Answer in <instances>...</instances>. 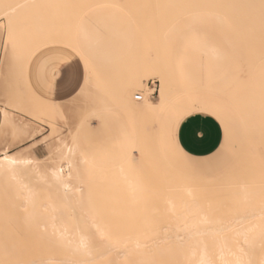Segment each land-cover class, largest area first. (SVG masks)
<instances>
[{"label": "rangeland", "instance_id": "obj_1", "mask_svg": "<svg viewBox=\"0 0 264 264\" xmlns=\"http://www.w3.org/2000/svg\"><path fill=\"white\" fill-rule=\"evenodd\" d=\"M3 1L11 4L15 0ZM62 1L54 0V4H49L51 10L48 12L47 8L46 17L36 15L37 5L32 10L35 14L18 12L13 16L12 28L5 17L0 19V111L3 113L0 157L5 152L30 151L44 171L63 164L60 157L65 154L66 159L74 160L75 165L70 170L80 178L76 185L81 189L71 205L55 201L54 191L40 185L39 211L50 214L54 204L62 212L66 221L63 224L72 225L68 229L70 236L65 240L84 239L73 235L75 227L80 226V232L88 234L89 241L98 248L120 246L109 252L104 261L99 258L93 264H110L113 256L120 264L126 261L134 264L138 262L136 255L140 249L150 254L176 240L173 237L162 243L159 240L162 237L172 234L186 239L187 235L181 231L177 233L174 226L189 224L192 216L197 215L187 214L186 206L187 209L195 207L201 212L202 221L195 219V224L190 223L188 229L193 226L195 229L191 231L200 229L201 240H208L209 247L225 239L234 248L240 245L244 249L241 255L248 264H264V0H242L240 3L241 0H201L202 4H209L204 9L207 16L200 26L197 25V31L191 33L199 34V42L205 35L203 39H210L221 47L230 68L218 81L199 86L186 83L177 68L176 58L184 55L182 47L203 48L199 42H190L188 21L176 15L180 0L177 4L176 0H128L122 8L97 2L90 8L89 0H80L87 7L76 3L77 0ZM185 1H181L182 5ZM223 1L230 3L227 13L215 19L214 10ZM70 2L72 7L78 5L80 12L85 7L90 8L83 19H76L80 12L75 7L77 13L72 10ZM0 3L3 7L9 5L2 0ZM107 13L111 14L104 17ZM42 25L48 27L46 35L38 30ZM83 26L91 31L88 36L80 34ZM113 31L120 35L114 36ZM125 32L131 39H122ZM49 34L56 38L54 43ZM105 37L109 55L103 66L100 57ZM92 42H99V45L93 46ZM60 47L67 48V52L59 66L80 57L86 67L82 96L67 109L56 108L43 97L38 77L41 70H33L38 59L42 57L44 61L46 57H53ZM213 56L219 59L222 53L214 52ZM145 63L158 65L157 71L163 79L149 75L148 78L144 76L141 83L138 76ZM55 74L53 69L52 76ZM134 85L138 87L131 97L133 104L142 102H136L135 95L144 96V91L151 94L157 86L159 96L165 92L169 97V105L162 112L151 110V113L141 112L140 107H119L116 100L120 91ZM109 97L116 100L108 101ZM158 100L150 99L153 103ZM196 112L215 115L225 131L221 149L204 160L187 158L175 140L179 123ZM94 122L96 127H93ZM26 168L29 171L26 179L37 176L31 172L33 164ZM14 187L10 178L0 174V229L12 236L10 240L33 241L24 222L29 206L22 207L24 201L16 196ZM204 218L207 221H203ZM149 225H154L153 229L161 227L155 239L147 237L149 230L152 231ZM167 226L171 227L166 231ZM246 228H251L248 235L261 228L263 233L251 239V244H245L239 232ZM213 229L223 230L216 235L207 234ZM138 241L141 247L133 248ZM154 242L161 245L156 249ZM30 254L28 249V258ZM162 255L156 256L159 264L166 261L172 264L173 255H167L169 258ZM220 256L219 248H215L211 253L212 262L220 264ZM64 258L68 255L59 253L54 262L62 264ZM230 258L236 257L230 255Z\"/></svg>", "mask_w": 264, "mask_h": 264}, {"label": "bare ground", "instance_id": "obj_2", "mask_svg": "<svg viewBox=\"0 0 264 264\" xmlns=\"http://www.w3.org/2000/svg\"><path fill=\"white\" fill-rule=\"evenodd\" d=\"M53 1L54 0H15L14 2H12L10 4V3H7L8 1L2 0V2H5L9 5L3 7L0 3V19H1V17H5L7 19V24L9 25L10 28H12L13 18H14L13 16L16 15L18 12L26 11L25 14H28V15L29 14L31 15V13L32 14L36 13V15H39L38 17H42L43 15L45 16L51 10L48 6ZM61 1L59 0V2H61ZM77 1H76V3L80 4L81 1L80 0H79V2H77ZM90 1L91 0L88 1V3H92V6L89 5V7L91 6L90 8H92L93 6H96L95 2H97L96 4L115 5V6H118L121 8L123 7V4L128 2V0H98V1L93 0L91 2ZM159 1L160 0H158V2ZM178 1L179 0L175 1L176 4ZM181 1H183V0L179 1L180 2V4H179L180 9H178V12L176 15L181 16V18L183 17L184 19H186V21H188L187 25H188L189 33H191L192 31H197V28H196L197 25L200 26L201 22L204 20V17L207 16L205 14L204 9H205V6L208 8L209 4L206 3L204 5L201 3V0L200 1L197 0V1H199V3H196V0H191L192 2L194 1L193 3L189 0V3H190L189 4L188 0H186L187 2L185 1L186 3L184 2V5H182L183 3H181ZM246 1H248V0H246ZM93 2H94V5H93ZM156 2H157V0H156ZM240 2H242V0L239 1L238 3H240ZM54 3L55 2H53V4ZM84 4H85V2L83 1V2H81L80 5H84ZM176 4H174V6H176ZM228 4L230 5L229 2L227 3L226 1H223V4L220 7L215 8V10H214V18L215 19H221L227 13ZM247 4H248V2H247ZM36 5H37V10H34L35 9L34 6H36ZM71 5H73V4H71V2H70V7L73 8L72 10H75L74 7L76 8L77 11L81 10V8L78 9L79 8L78 5H77V7H76V5L74 7H72ZM181 5H182V7H181ZM231 5L234 6L232 2H231ZM85 6H86V4H85ZM240 6H241V4H240ZM86 7H85V9H82L81 12L79 11L80 13L77 15L76 19H78V20L83 19V16L90 9V8H86ZM47 8L49 10L46 13ZM241 8H243V6H241ZM241 8H237V9L241 10ZM32 10H34L35 13ZM107 10H109V9H107ZM138 10H140V8ZM75 11H71V13H73ZM77 11H76V13H77ZM246 11H248V10H246ZM105 12H107V11H105ZM241 12H243V11L241 10ZM76 13H75V15H76ZM173 13H175V12H173ZM110 14L111 13H107L103 16L109 17ZM162 14H164V13H162ZM71 15L74 16V14H71ZM104 17H101V18H104ZM192 25L193 26L195 25V26L193 27ZM47 28L48 27L46 25H42L41 28H39L38 30L41 33L46 35V32H48ZM50 34H51V32H50ZM50 34L48 36L51 38V43H54L56 41V38H54L53 34L52 35H50ZM198 35L199 34L197 32L191 33L190 42H192L194 44H198V42H199L198 41L199 40ZM204 36H203V38H204ZM199 43H201V47H203V48H206L210 45V43L206 40H204V42L201 41ZM158 67H159L158 65L153 64V63L152 64L145 63L144 69L139 73V76H138L139 81L141 83H143L144 76L147 77L149 75L150 76L155 75V76H158V77L163 79L161 73L159 71H157ZM147 78H145V79H147ZM97 84L99 85V83H97ZM100 84H101V82H100ZM87 85H86V87L88 88L89 87L88 82H87ZM137 87H138L137 85L126 86L120 91L119 97H117L118 99L116 100V101H118L117 104L119 107L132 104L135 107H140L141 112L151 113V110H156L157 112H162L164 110V108H166V106L169 105V103H170L169 97L167 96V94L165 92H162L160 94L159 100L156 101V103L151 102L149 100V95H151L154 92L153 90H152L153 92L151 94H149L147 91H144V96H143L142 102L133 104L131 97H132L133 91ZM143 90H145V89L143 88ZM150 91H151V89H150ZM135 96H134V99H135ZM109 106H110V104H109ZM31 138H34V135H32ZM66 151L68 152V148L66 149ZM69 151H71V150H69ZM67 152H66V155H68ZM60 160L63 162V164L50 166L46 170L41 171L40 170V164H38V159L32 158L30 155V151L17 152L14 154H9L8 152H5L0 157V174H5L8 178H10L12 180L13 185L15 186L14 191L17 194L16 196L22 197V200L24 201V202H22L24 204L21 203L23 205L22 207L26 208L27 205L29 206L28 213H27L26 217L24 218V222L27 223L28 230H29L28 232L31 233V237L33 238V239H31L33 241L25 240L28 242H24V243H20V240L19 241H13V240L9 239V238H12V236H10V234L2 231L1 230L2 228H1L0 229V264H46V263L56 264L54 262L55 256L58 255L59 253H63L64 255L65 254L68 255V258L62 259V262H61L62 264H72V262H73V264L74 263H76V264H93L97 259L99 261L102 258V261H104L103 259L105 257H107L108 254H110L109 252L113 251L115 248L120 247V246L116 247V246H108V245H106L107 247L106 246L104 247V245H103L102 246L103 248H101V247L98 248L96 245H93L89 241L88 234L86 235V234H83L80 232V230H81L80 226L75 227L76 232H74L75 231L74 230L71 233L74 232L73 235H75V238L77 236L78 238L81 237V238H84L85 240L84 239L81 240L80 238L79 239L81 241L65 240L67 235L70 236V232L68 229L72 225H70L69 223H68V225L63 224L66 221H64V219L62 217V215H63L62 212L60 210H58L55 207V205L52 203H51L52 204V213H50L51 215L50 214H42L39 211L38 207L41 205V201L39 200V191H40L39 186L40 185H43V186H45V188H48V189H51L54 191L53 199L55 201L63 202V203L69 204V205H71L72 202H74L73 197H75L81 189L80 187H78L76 185L77 181H79L80 178L77 177V174L75 173V171L70 170V168L74 167V165H75L74 160H72L70 158L66 159L65 154L62 155V158L60 157ZM30 164H33V167H34V170H31V172L37 176H35L34 178L26 179V175L29 173V171H27L26 167ZM13 192H12V194H13ZM188 193H190V191ZM253 195H255V194H253ZM245 198H247V197H245ZM18 204H16V205H18ZM16 205H14V207H17ZM80 205H82V203ZM183 205H185V204H183ZM42 206L40 208H42ZM61 206H63V205H61ZM192 208H193V206H192ZM16 209H18V208H16ZM186 210L188 212L187 214H189V212H190L193 215H197V216H192L191 220H189L190 218L187 219V221L188 220L190 221L189 224L193 223L195 221V219H196V222L202 221L201 212L199 210H195V207L193 209H187V206H186ZM174 211L175 210L173 209V212ZM85 212H87V211H85ZM199 213H200V217H199ZM183 214H185V213H183ZM180 215H182V214H180ZM181 217H183V215ZM185 217H186V215H184L183 218H185ZM253 217H255V216H253ZM0 218H2V217L0 216ZM246 218L247 217H245V219ZM248 218H251V217H248ZM182 220H184V219L180 218V221H182ZM205 220L207 221V218L203 219V221H205ZM243 220H244V218L241 219V221H243ZM18 222H16V223H18ZM11 223H13V222H11ZM14 223H15V220H14ZM183 223L185 224V221ZM189 224L187 222L184 226L179 225V224L174 226L177 233H178V231H181L187 235L186 239L182 240L181 236L176 235V233H175L176 236H173L171 234L172 236L168 235L166 238L162 237L161 238L162 240L159 239L160 242L166 241L168 239H173V237H175L176 240L175 241L171 240L173 243L169 242L171 244L170 246L167 243L169 241L168 240L166 242V245H168V247H164L165 245H163V248H158L157 245L160 242L158 244L156 242H154L156 244V249L157 248L158 249L154 252L152 251V253H150V254L149 253H143L144 251L142 250V252H141V249H140L139 250L140 252L138 251L139 255H136L137 257L139 256L138 262L135 261L134 264H159L157 262L156 256H160L161 254L165 255L167 258H169L167 255H173L172 264H214L212 262V259H211L212 258L211 253L212 254L214 253L215 248L216 249L219 248V250H220V254H221V256H220L221 263L220 264H248L241 255L244 252L243 251L244 249L242 247H240V245L235 246V248H234L232 245L228 244V242H226L225 239H219V240H217V242H213V243L211 242L213 245L215 243L216 247L213 245H212V247H209L208 244H210V242L208 244L206 243V241H208V240H206V241H204V239L201 240V238H203V237H201L202 232L200 231V229H197V230H199L198 232L197 231H191L194 228V226H193V228L191 227L192 228L191 230H189L188 229V227H190V226H188ZM194 224H195V222H194ZM69 225H70V227H69ZM153 226L149 227L152 229V231L149 230L150 234H147V235H149L147 237L148 238L151 237V238L155 239V237L158 236V234L160 233L159 229L161 227L159 229H157V228L153 229ZM6 227H8V226H6ZM170 227L167 226L166 231L168 228L170 229ZM198 228H200V226H198ZM220 229H213L211 232H208L207 234L211 233L212 235H216V234H218V232L222 231L224 228L222 230H220ZM250 230H251V228H246L244 232L243 231L239 232L240 234H243V240L246 242L245 244H251L252 243L251 239H253L259 235H262V233H263V230L261 228L257 232L248 235V231H250ZM173 232H174V230H173ZM204 233H205V231H204ZM167 234H169V233H167ZM73 235L71 234V236H73ZM23 237H25V236L23 235ZM164 237H165V234H164ZM236 237H237V235H236ZM26 238H28V236ZM207 238H210V237H207ZM156 239H158V238H156ZM235 241H237V239ZM138 242L134 243L133 248H135V247L140 248L141 247L142 243H140V242L138 243ZM154 245H151V246L153 247ZM160 245L161 244H159V246ZM129 247L132 248V246H129ZM248 247H250V246H248ZM142 248L144 249V247H142ZM28 249L31 251V254H30L31 257L30 258H28V256H27ZM147 249H148V247H147ZM147 249L145 248V250H147ZM150 249H149V251H150ZM132 250L134 251V249H132ZM210 250H212L213 252ZM130 253H133V252L131 251ZM230 255H234L236 258L234 260H232L230 258ZM133 259H134V256H133ZM133 259H131V260H133ZM165 260H167V259H165ZM98 261H97V263H98ZM124 261L125 260H123V261L121 260V262H124ZM170 261H171V259H170ZM219 261L220 260L218 259V262ZM106 262H104V263H106ZM108 262H109V260H108ZM167 263H169V262H167V261L164 262V264H167ZM110 264H120V262H118L117 257L114 258V256H113L112 260L110 259ZM124 264H130V262L126 261Z\"/></svg>", "mask_w": 264, "mask_h": 264}, {"label": "crops", "instance_id": "obj_3", "mask_svg": "<svg viewBox=\"0 0 264 264\" xmlns=\"http://www.w3.org/2000/svg\"><path fill=\"white\" fill-rule=\"evenodd\" d=\"M80 30V34L84 36H88L91 32H89L86 26H83ZM112 33L117 34L118 32L113 31ZM116 34L114 36L120 35V33H118L119 35ZM124 37L131 39L128 37V32L124 33L122 39H124ZM122 39H119V41ZM204 40L210 43L208 48H201L200 50L198 47L190 49V47L184 48L180 46L183 48L182 51L184 55L176 58L178 63L177 68L180 71L181 78L186 83L193 86H199L206 82L211 83L218 81L228 74L230 68V64L227 60L228 57L223 49L210 39H201L202 42H204ZM106 43L107 38L105 37V45H103L101 49L102 55L100 57L103 61V66L108 60L109 55ZM92 45L97 46L99 42H92ZM60 48L61 49H59L53 57H46L44 61L42 57V60L38 59L33 70H41V74H39L38 77L39 81L41 80L39 89L43 97H45L52 106L67 109L72 108L82 96L81 90L86 79V67L84 61L80 57H74L64 65L62 64L59 66V62L67 52V48ZM128 49H130V47H126V50ZM123 51V54H125V48ZM105 52H107L106 55ZM214 52L222 53V57L216 59L213 56ZM95 55L98 54L96 53ZM53 69L54 73H56L54 76H52ZM26 76L28 80L27 70ZM109 79L110 77L108 78V83L110 82ZM105 80L107 81L106 78ZM152 90L156 91V93L153 92L150 99L158 100L159 91L157 86ZM115 100V97L108 98V101L114 102ZM129 107L135 108L132 104L129 105ZM2 123L3 113L0 111V129ZM93 127H96L95 122L93 123ZM193 129L198 130L195 137L192 135ZM224 139L225 131L222 122L215 115L206 112H196L188 115L179 123L175 132V140L181 152L187 158L194 160H204L214 156L221 149Z\"/></svg>", "mask_w": 264, "mask_h": 264}, {"label": "built area", "instance_id": "obj_4", "mask_svg": "<svg viewBox=\"0 0 264 264\" xmlns=\"http://www.w3.org/2000/svg\"><path fill=\"white\" fill-rule=\"evenodd\" d=\"M154 93H156V91H154ZM135 100H136V101H142V100H143V95H141V94H137V95L135 96Z\"/></svg>", "mask_w": 264, "mask_h": 264}, {"label": "snow or ice", "instance_id": "obj_5", "mask_svg": "<svg viewBox=\"0 0 264 264\" xmlns=\"http://www.w3.org/2000/svg\"><path fill=\"white\" fill-rule=\"evenodd\" d=\"M197 131H198L197 129H193V130H192V135H193V137H195Z\"/></svg>", "mask_w": 264, "mask_h": 264}]
</instances>
